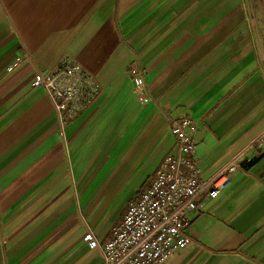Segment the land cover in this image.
I'll return each instance as SVG.
<instances>
[{
  "label": "crops",
  "instance_id": "crops-1",
  "mask_svg": "<svg viewBox=\"0 0 264 264\" xmlns=\"http://www.w3.org/2000/svg\"><path fill=\"white\" fill-rule=\"evenodd\" d=\"M64 55L101 92L62 135L32 83ZM184 114L202 181L264 132V0H0V264H104L83 235L109 239ZM198 205L193 241L161 264H264V146Z\"/></svg>",
  "mask_w": 264,
  "mask_h": 264
},
{
  "label": "built area",
  "instance_id": "built-area-1",
  "mask_svg": "<svg viewBox=\"0 0 264 264\" xmlns=\"http://www.w3.org/2000/svg\"><path fill=\"white\" fill-rule=\"evenodd\" d=\"M19 66V61L7 71ZM138 99L148 103L145 70L129 69ZM33 87L46 91L57 112L61 134L95 98L101 89L94 74L67 55L47 71L34 75ZM177 152L166 156L153 180L138 201L130 204L120 223L113 226L109 239L100 242L91 231L83 235L88 246L102 254L104 264H161L193 241L190 232L191 213L198 210L203 194L215 199L230 184L234 173L241 169L251 150L264 146L260 133L244 152L223 167L208 181L200 178L201 164L195 159L197 122L186 114L171 118Z\"/></svg>",
  "mask_w": 264,
  "mask_h": 264
}]
</instances>
